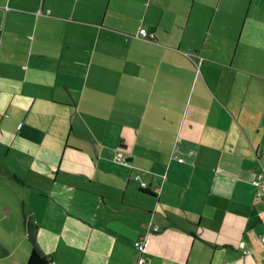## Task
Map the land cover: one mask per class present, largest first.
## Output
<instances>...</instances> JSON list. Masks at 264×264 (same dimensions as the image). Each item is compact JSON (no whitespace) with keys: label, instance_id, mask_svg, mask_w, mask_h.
Masks as SVG:
<instances>
[{"label":"crops","instance_id":"crops-1","mask_svg":"<svg viewBox=\"0 0 264 264\" xmlns=\"http://www.w3.org/2000/svg\"><path fill=\"white\" fill-rule=\"evenodd\" d=\"M263 168L264 0H0V264H264Z\"/></svg>","mask_w":264,"mask_h":264},{"label":"built area","instance_id":"built-area-1","mask_svg":"<svg viewBox=\"0 0 264 264\" xmlns=\"http://www.w3.org/2000/svg\"><path fill=\"white\" fill-rule=\"evenodd\" d=\"M136 37L142 40H151L153 38L152 35L149 34L148 30L146 27H141L137 34ZM118 160L122 161L123 164H126V159L124 158L123 154L118 155ZM182 162V160H180ZM134 179L139 182L141 188H147V184L145 182L141 181V178L139 175H136ZM252 186L256 190V196L264 203V168L262 173L258 174L251 182ZM262 220L264 221V214L262 216ZM261 243L264 245V235L260 237ZM135 248L138 250L140 254H143L144 252L147 251L149 247V241L145 239H140L139 241L135 242Z\"/></svg>","mask_w":264,"mask_h":264},{"label":"trees","instance_id":"trees-1","mask_svg":"<svg viewBox=\"0 0 264 264\" xmlns=\"http://www.w3.org/2000/svg\"><path fill=\"white\" fill-rule=\"evenodd\" d=\"M28 264H52V261L50 258L43 256L38 248L34 247L30 254Z\"/></svg>","mask_w":264,"mask_h":264}]
</instances>
